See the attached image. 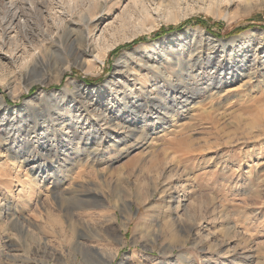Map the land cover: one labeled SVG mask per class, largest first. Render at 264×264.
Masks as SVG:
<instances>
[{
  "label": "rangeland",
  "instance_id": "rangeland-1",
  "mask_svg": "<svg viewBox=\"0 0 264 264\" xmlns=\"http://www.w3.org/2000/svg\"><path fill=\"white\" fill-rule=\"evenodd\" d=\"M0 264H264V0H0Z\"/></svg>",
  "mask_w": 264,
  "mask_h": 264
},
{
  "label": "bare ground",
  "instance_id": "bare-ground-1",
  "mask_svg": "<svg viewBox=\"0 0 264 264\" xmlns=\"http://www.w3.org/2000/svg\"><path fill=\"white\" fill-rule=\"evenodd\" d=\"M91 1V0H89ZM100 1H98L97 3H99ZM53 3V2H52ZM13 4V3H12ZM20 16V15H18ZM81 24H76L72 21H62L59 26L58 29L60 30V32H57L58 35L56 37V41L61 42V44L63 45H54L52 47H54L55 49H57L56 51H58L59 53H61L62 55H64L63 49L68 45V44H72L73 42H78L77 47H75V55L78 59H80V62L85 63V60H81L82 57H86L88 55H92L94 54V52L97 50H100V43L103 42V40H105L106 38V32H108V30L106 31L105 28H103L102 30L99 31V33H96L93 37L90 38V36H87L86 34V30H85V26H87V29H91L92 24V18L87 17V15H81ZM92 20V21H91ZM42 30V29H41ZM49 30V29H48ZM47 31V30H46ZM41 33V32H40ZM46 33V32H44ZM48 33V32H47ZM92 33V31L90 30V34ZM44 35V34H43ZM42 35V36H43ZM47 35V34H46ZM45 35V36H46ZM44 36V37H45ZM47 37V36H46ZM45 37V38H46ZM51 37V36H50ZM52 38V37H51ZM49 39V38H48ZM45 40V39H44ZM55 40V39H54ZM52 45V44H51ZM48 46V45H47ZM64 46V47H63ZM114 46V45H113ZM49 48V47H48ZM51 48V47H50ZM55 51V50H54ZM55 51V53H56ZM108 55V51H105L104 53V57L101 56H95L96 59L100 60V61H104L105 57ZM149 64V63H148ZM147 64V65H148ZM159 68L158 66L156 67V69ZM159 70L161 71L162 69L159 68ZM162 73H164L162 71ZM156 74V73H155ZM171 76V75H170ZM181 76V75H180ZM169 82L171 81V79H166ZM180 83V80H178ZM179 91V90H178ZM59 92L61 93H66L68 92V86H65L62 90H60ZM70 94V93H69ZM155 96V95H154ZM166 98V97H165ZM175 99V97H174ZM124 100V99H123ZM154 100H157V98H154ZM158 101H160V105L161 108L164 110H168L167 106H168V100L163 99L160 100L158 99ZM172 102V101H171ZM131 103H124V105L118 109V111H116V113L114 114V116L109 117L107 116V114L105 113H101L99 115H97L100 120L104 121L105 123L108 122H116L120 119V117H123L125 115V110L129 109ZM134 106V105H133ZM173 111V110H172ZM145 115V114H144ZM157 117V116H156ZM158 118V117H157ZM117 120V121H116ZM121 124V123H120ZM148 124V123H146ZM72 128L73 126H70V129H68L65 133L66 134H70L72 132ZM55 140L56 137L52 138V146L55 147ZM53 147V148H54ZM34 160H36L34 158ZM36 162V161H35ZM42 168V166L40 165L39 169ZM101 257L100 258H104L105 257L98 251L97 252Z\"/></svg>",
  "mask_w": 264,
  "mask_h": 264
},
{
  "label": "trees",
  "instance_id": "trees-1",
  "mask_svg": "<svg viewBox=\"0 0 264 264\" xmlns=\"http://www.w3.org/2000/svg\"><path fill=\"white\" fill-rule=\"evenodd\" d=\"M188 25H201L203 26L204 28H206L208 31L210 32H214V34L216 36H222V34L220 32H216L213 30V26L210 24L209 21L207 20H203V19H200V18H192V19H189L187 21H185L184 23H182L180 26L178 27H169V28H164L162 29L161 31L159 32H155L153 34L154 37H158V36H161L163 34H166V32L168 31H171V30H176V29H182L184 27H187ZM251 25L249 24H242V25H238L236 27H234V29L232 31H230V35L233 34V33H237V32H240L242 30H245L247 28H249ZM145 37H140V38H136L135 40L123 45V46H119L117 49L113 50L110 55H112L113 53H118L122 48L124 47H131V46H134L136 45L137 43H139L140 41L144 40ZM88 83H92L93 79H85Z\"/></svg>",
  "mask_w": 264,
  "mask_h": 264
}]
</instances>
